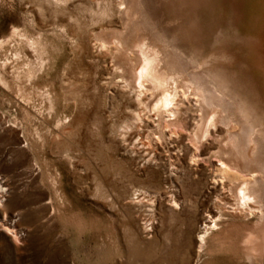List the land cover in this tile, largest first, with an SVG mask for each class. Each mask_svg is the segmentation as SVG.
Wrapping results in <instances>:
<instances>
[{"label":"rangeland","instance_id":"rangeland-1","mask_svg":"<svg viewBox=\"0 0 264 264\" xmlns=\"http://www.w3.org/2000/svg\"><path fill=\"white\" fill-rule=\"evenodd\" d=\"M123 1L120 19L118 0L103 2L100 15L73 11L87 30L83 48L52 22L37 17L33 27L22 0H0V264H264V0L174 7L194 26L172 24L161 0ZM13 25L39 38L38 52H14ZM219 42L237 49L211 52ZM224 52L232 61L209 60ZM145 56L198 97L199 126L216 112L198 151L180 128L181 152L155 146L131 115L137 94L150 91L135 75ZM195 152L202 159L193 162ZM218 159L250 177L249 205ZM209 214L217 228L198 252Z\"/></svg>","mask_w":264,"mask_h":264},{"label":"bare ground","instance_id":"bare-ground-1","mask_svg":"<svg viewBox=\"0 0 264 264\" xmlns=\"http://www.w3.org/2000/svg\"><path fill=\"white\" fill-rule=\"evenodd\" d=\"M106 1H109V3H112L114 0H22V2L27 5V8L30 6L32 7V8H28V9L24 10L23 13L25 15H27V20L33 27H35L37 25V17H40V19L45 21V22H49V23L52 22L54 24V27L57 28L56 31L58 33L63 34V35H67V36L73 35V38L75 39V43L77 42V46L80 42V44L83 46V48H86L88 46V45L86 46L85 41H84L85 44H83V39H85L84 33L87 34V30L85 28L84 31L86 30V32H84L81 29L82 27H79L81 22H83V21L79 20L80 18L78 19V16H77V18H75L73 11L78 10V11L84 12L85 10H89L90 12H93L94 15L98 14V13L100 15L101 14L100 12L102 11L101 4H104L103 2H106ZM114 5H115V3H114ZM102 6H104V5H102ZM112 6H113V4H112ZM109 7L111 8V6H109ZM125 8H126L125 2L123 0H118V3L116 4L115 11H113L116 13L115 16L120 19L121 13H122L123 9H125ZM94 15L92 14L93 17H94ZM82 17H83V15H82ZM82 17H81V19H83ZM102 17H103V14H102ZM102 17H101L100 21L102 20V22H103ZM72 20H74V23H75L73 25L71 24ZM91 21H89V23L92 24ZM94 21H95V19H94ZM97 24H98V22H97ZM94 25H95V23H94ZM91 26L93 27V25H91ZM98 27H100V25ZM89 28H91V27H89ZM7 39L9 41L13 42V44H15V51L14 52H20V51H25V50H27L29 52H38L39 51V50L37 51V49H38L37 43L38 44L40 43V42H38L39 38L31 35L28 32L27 27H20L17 25H13L10 29L9 36L7 35ZM110 43H114L115 45H117L118 47L117 48L115 47L117 49L116 51L120 52V48H119L120 42L111 41ZM88 44H89V42H88ZM90 46H89V49L91 47H93V46H91V47ZM106 46H107V43L102 41L101 44L99 45V47L97 48V51L101 52V51L105 50ZM244 46L245 45L240 46L238 48L241 49ZM4 48H3V50H4ZM226 49L229 50V49H237V48L231 47L230 44L229 45L228 44H222L221 42H219V44L214 45V48L212 49L211 52H213L215 50H226ZM87 51H88V49H87ZM91 51H92V49H91ZM108 52H109V50H108ZM232 59H233V55L230 52H224V53L219 54V55L214 53L209 58V60H214L217 62H224V63H228V62L232 61ZM156 69L157 68H156V63H155L154 58H151L148 56H145L144 62L139 67H137L135 69L136 79H137V82L139 84H143L145 80L150 81L151 84H150V91H149L150 93L141 91L137 94L136 100L138 101L139 106H138V104H134V108H133L134 114L131 113V115H133V117L136 121L144 123V129H145V132L147 135H149V134L154 135L155 146L161 145L162 144L161 141L164 140L165 143L167 144V148H168L169 152H170V150L174 151L176 149V147H178L179 151H180L182 148V142H180L178 139L180 138L181 135H179L178 132L176 131V130H178V128H180V129L184 130V132L189 131V133L191 134V138L187 144L191 147L196 146V151H198L199 144L208 139L210 131L213 128H215V126H216V123H217L216 112L211 113L208 121H206L205 123H203L199 126V123H201L202 110L199 107L198 97L195 96V97L189 98L183 89L177 88L172 77L167 78L162 74L159 75L156 73ZM31 79H32V77H31ZM121 80L124 83L126 82L123 79H121ZM126 87H128L127 83L123 84L121 88L122 89L125 88V90L126 89L129 90ZM150 97H152V103L149 105L148 102H149ZM129 100H131V99H129ZM129 100L127 102H129ZM184 102H188V104L191 105V108H189V107L185 108ZM141 107H143V109L145 110L143 113H142V111L139 110V109H141ZM131 109H132V107H131ZM131 109H129V110H131ZM129 110H128V112L130 113ZM200 128H201V130H203V134H200ZM175 138H177L175 141L178 143V145L175 142H173ZM138 143L145 145V143H143L142 141H138ZM190 157H191V160L193 162L199 161L202 159V156L200 154H197L196 152L193 153ZM217 165H218V172L221 174V176L223 178H228L230 180H238L239 182L242 183V186H241L240 191L238 193L239 203L242 206L249 205L253 200V198L248 194V183L250 181V177H248L247 174H244V173L238 171L236 168L231 166L229 163H227L221 159L217 160ZM217 182H218L217 180H213V182H212L213 186L216 185ZM237 206H239V205L237 204ZM217 217H218V215H217ZM218 220H219V217L215 218V216L209 214L208 220H206V221H209L210 224H207L206 221L203 222V226H204L203 230L204 231L202 233L200 231V233L197 237V240L199 243L198 252H200V251L202 252L204 249V246L206 244V239H205L206 238V232L209 229L215 230L217 228V221ZM250 239L251 238L245 239V240H243L242 243L243 244L251 243ZM255 252L257 254L259 253L257 250H255Z\"/></svg>","mask_w":264,"mask_h":264},{"label":"crops","instance_id":"crops-1","mask_svg":"<svg viewBox=\"0 0 264 264\" xmlns=\"http://www.w3.org/2000/svg\"><path fill=\"white\" fill-rule=\"evenodd\" d=\"M195 0H161L159 2V5L162 6L161 3L164 4V7L165 8H168V12L167 13V16L169 18H171L173 21L172 24H191V25H196V23L198 22L197 19L194 17H192V14L191 15H180V14H176V11H175V8H189V7H192ZM136 3L140 5V7H145V8H150V6L144 2V0H136ZM145 3V4H144ZM163 7V6H162ZM175 7V8H174ZM174 9V12L172 11ZM151 18V21L153 23H155L153 20L152 17ZM157 24V23H155ZM188 40V39H187ZM189 48V47H188ZM187 48V49H188ZM169 49H172L173 51L175 49L173 48H169ZM189 50V49H188Z\"/></svg>","mask_w":264,"mask_h":264}]
</instances>
